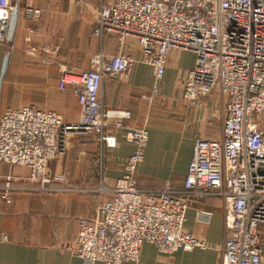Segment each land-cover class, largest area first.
Returning a JSON list of instances; mask_svg holds the SVG:
<instances>
[{
  "label": "built area",
  "instance_id": "2783aa9c",
  "mask_svg": "<svg viewBox=\"0 0 264 264\" xmlns=\"http://www.w3.org/2000/svg\"><path fill=\"white\" fill-rule=\"evenodd\" d=\"M40 14L33 6L23 10L29 20ZM19 18L17 4L0 0L3 75ZM94 34L113 38L119 51L97 54L91 67L78 72L61 69L59 88L73 90L78 122L66 123L57 112L36 104L6 109L0 113V162L27 167L38 189L53 190L55 180L66 183L70 170L52 173L49 163L66 155L68 136L81 135L84 142L93 136L114 147L116 130L132 115L128 109H105L99 98L105 75L127 77L137 62L123 48L137 45L139 61L153 67L152 95L160 93L171 51L187 50L194 64L185 73L182 99L200 107L206 98H215L219 136L196 139L182 188L167 182L150 192L141 190L136 179L148 131L129 129L126 138L135 150L113 186H101L109 197L98 205V214L79 219L70 251L87 264H122L137 261L145 242L163 254L205 248L204 240L184 224L190 198L207 192L226 204L220 264L264 263V0H105L95 15ZM152 95L143 97L151 101ZM108 126L111 133L105 134ZM10 179L0 185L6 203L14 189ZM7 238L2 233L1 239Z\"/></svg>",
  "mask_w": 264,
  "mask_h": 264
},
{
  "label": "crops",
  "instance_id": "0c3cea01",
  "mask_svg": "<svg viewBox=\"0 0 264 264\" xmlns=\"http://www.w3.org/2000/svg\"><path fill=\"white\" fill-rule=\"evenodd\" d=\"M102 1L11 0L17 4L20 18L4 75L6 46L0 43V113L36 104L57 112L66 123L78 122L80 106L70 87L59 88L60 71L64 67L75 72L87 69L97 54L119 51L113 38L94 34L95 15ZM26 6L39 8L40 16L25 18ZM127 45L123 50L137 62L127 77L105 75L99 92L105 109H128L132 114L126 126L116 130L114 147L94 138L84 142L81 135L70 134L66 157L49 163L52 173L68 169L70 175L66 183L55 180L53 190L36 188L27 167L0 162V185L11 176L14 187L10 203L0 198V264H87L69 245L77 234L78 220L97 215L98 205L109 197V191L102 193L101 186H113L122 175L124 160L135 150L126 138L129 129L145 127L148 131L136 179L141 190L150 192L160 191L167 182L182 188L196 139L219 136L221 125L214 118L216 99L210 96L200 107L188 106L182 99L185 73L194 64L193 53L184 56L179 50L171 51L160 93L152 95L153 67L139 61L137 45ZM43 57L50 60L44 62ZM143 95H152V100ZM110 133L108 126L105 134ZM225 205L221 196L207 192L190 198L184 228L204 240L205 248L163 254L145 242L137 261L122 264H220L227 234ZM2 233L7 234V240L1 239Z\"/></svg>",
  "mask_w": 264,
  "mask_h": 264
},
{
  "label": "rangeland",
  "instance_id": "374dc122",
  "mask_svg": "<svg viewBox=\"0 0 264 264\" xmlns=\"http://www.w3.org/2000/svg\"><path fill=\"white\" fill-rule=\"evenodd\" d=\"M179 51H181L180 53L183 54L184 56H186V55L189 53L187 50H180V49H179ZM187 52H188V53H187ZM37 53H40V56L43 55V52L41 53V51H38ZM82 69H83V68H82ZM85 69H86V68H85ZM213 99L215 100V98H213ZM91 138H93V137L90 136V139H91ZM79 140H80V137H79ZM80 143H81V144H84L82 141H80ZM88 143H89V142H88ZM68 153H69V152H68ZM66 155H67V153H66ZM66 155H64V156H62V157H60V158H58V160H60V161L63 160V159L66 157ZM101 189H102V188H101ZM41 190H42V189H41ZM102 193H104L103 190H102ZM102 193H101V195H102L103 198H104L105 194H102ZM78 222H79V220H78Z\"/></svg>",
  "mask_w": 264,
  "mask_h": 264
}]
</instances>
